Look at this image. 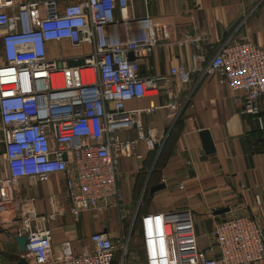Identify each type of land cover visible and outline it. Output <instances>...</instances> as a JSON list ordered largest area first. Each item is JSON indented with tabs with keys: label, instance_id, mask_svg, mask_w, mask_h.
<instances>
[{
	"label": "built area",
	"instance_id": "1",
	"mask_svg": "<svg viewBox=\"0 0 264 264\" xmlns=\"http://www.w3.org/2000/svg\"><path fill=\"white\" fill-rule=\"evenodd\" d=\"M131 0H41L12 5L0 0V121L8 174L0 177V217L20 220L15 236H26L30 264H140L129 251V238L111 240L103 232L91 236L92 249L75 254L64 241L54 251L52 231L33 226L34 210L20 214L18 182L52 174L63 176L71 214L119 208L120 158L134 145L118 133L135 128L139 140L155 148L138 120L140 112L126 103L152 95L159 80L141 76L140 60L154 52L166 27L150 16L136 17ZM204 33H187L178 45L200 46ZM60 45L52 60L47 44ZM82 49L66 55L61 44ZM133 53L134 59L129 55ZM83 60V65L70 66ZM207 66L173 68L171 76L188 84L192 72L219 78L246 96L244 109L259 115L264 96V48L243 37L225 44ZM178 97L168 106L178 107ZM169 117V120L173 119ZM261 216L231 215L216 223L207 249L199 246L190 210L144 216L143 264H264ZM215 250L218 254H214Z\"/></svg>",
	"mask_w": 264,
	"mask_h": 264
},
{
	"label": "crops",
	"instance_id": "2",
	"mask_svg": "<svg viewBox=\"0 0 264 264\" xmlns=\"http://www.w3.org/2000/svg\"><path fill=\"white\" fill-rule=\"evenodd\" d=\"M3 1L22 5L41 0ZM131 2L137 18L150 16L166 27L164 40L140 60V74L152 79L165 77L169 82L161 79L152 95L126 103L127 110L140 112L138 120L157 146L151 148L140 141L135 128L118 133L121 141L134 145V154L119 160L121 197L117 209L71 214L60 174H52L46 182L23 179L18 182L16 196L22 205L20 214L34 210L39 219L33 226L52 231L55 252L69 241L74 253L80 254L92 249V235L103 232L114 241L129 238V251L143 264L142 219L146 215L190 210L202 249L212 243L216 223L231 215H260L264 228V96L259 99L261 113L251 115L244 109L245 94L233 92L218 77L192 72L185 84L170 75L179 65L191 71L195 63L207 66L225 44L246 36L252 44L264 48V0ZM189 32L204 33L200 46L178 45ZM61 48L69 56L82 53V49L74 53L76 49H70L67 43ZM59 49V44L48 43L49 58L57 59ZM2 51L0 37L1 63ZM175 96L178 107L171 111L168 106ZM1 128L0 121V177L8 174ZM19 226V219L0 217L1 264H17L21 257L16 241L19 236L9 237L18 232ZM120 260V253H116L113 264Z\"/></svg>",
	"mask_w": 264,
	"mask_h": 264
},
{
	"label": "water",
	"instance_id": "3",
	"mask_svg": "<svg viewBox=\"0 0 264 264\" xmlns=\"http://www.w3.org/2000/svg\"><path fill=\"white\" fill-rule=\"evenodd\" d=\"M129 57H130V59H134V54L133 53H131L130 55H129ZM83 60H80V61H78V62H76V63H70V66H75V65H83ZM207 133V132H206ZM208 134V133H207ZM205 136V135H204ZM212 142H210V140H208V146H211L212 144H211ZM158 144V143H157ZM157 144H156V146H157ZM213 150V149H212ZM213 152V151H212ZM16 241H17V243L19 244V246H20V253H21V257L19 258V260H18V263L17 264H30L29 263V261L27 260V259H25V257L23 256L24 255V253H25V251H26V246H27V238H26V236H19V237H17V239H16ZM1 264V263H0Z\"/></svg>",
	"mask_w": 264,
	"mask_h": 264
},
{
	"label": "rangeland",
	"instance_id": "4",
	"mask_svg": "<svg viewBox=\"0 0 264 264\" xmlns=\"http://www.w3.org/2000/svg\"><path fill=\"white\" fill-rule=\"evenodd\" d=\"M79 52H80V50H78V49L74 50V53H79Z\"/></svg>",
	"mask_w": 264,
	"mask_h": 264
}]
</instances>
